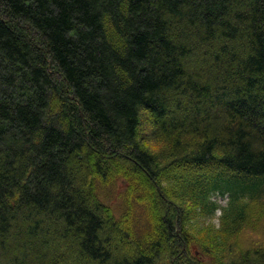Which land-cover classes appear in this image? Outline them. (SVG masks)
<instances>
[{
    "label": "trees",
    "instance_id": "trees-1",
    "mask_svg": "<svg viewBox=\"0 0 264 264\" xmlns=\"http://www.w3.org/2000/svg\"><path fill=\"white\" fill-rule=\"evenodd\" d=\"M263 197L264 0H0V264H264Z\"/></svg>",
    "mask_w": 264,
    "mask_h": 264
},
{
    "label": "rangeland",
    "instance_id": "rangeland-1",
    "mask_svg": "<svg viewBox=\"0 0 264 264\" xmlns=\"http://www.w3.org/2000/svg\"><path fill=\"white\" fill-rule=\"evenodd\" d=\"M142 136L146 139V141H148V145L153 150H158L160 148V143L150 141L149 134L142 132ZM121 187L116 184L106 189L101 194V199L105 203L109 204L117 215L120 214L122 209L121 198L119 196ZM212 199L219 205L224 206L228 197L227 195H214ZM219 215L220 210H216L213 217L206 215L203 221L200 222H204V225L206 226L212 225L217 228L219 224ZM257 246H264V197L262 200L253 202L249 205L244 226L234 238V247L236 252L244 251Z\"/></svg>",
    "mask_w": 264,
    "mask_h": 264
}]
</instances>
